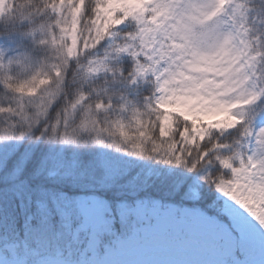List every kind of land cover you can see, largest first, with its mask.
<instances>
[{
    "label": "trees",
    "instance_id": "trees-1",
    "mask_svg": "<svg viewBox=\"0 0 264 264\" xmlns=\"http://www.w3.org/2000/svg\"><path fill=\"white\" fill-rule=\"evenodd\" d=\"M69 1L64 22L53 12L57 0H7L0 19V44L23 50L34 67L23 75L0 62V107L12 109L0 112V245L26 241L42 256L70 250L80 258L87 239L79 228V194L105 200L106 225L95 248L101 258L106 246L140 233L138 203H175L178 213L193 206L226 221L216 187L228 180L226 159L249 132L196 131L194 121L156 104L153 80L140 74L141 66L160 61L140 42L141 19L164 17L171 0L145 5L143 14L114 0ZM78 7L77 51L70 58L60 32ZM228 13L260 54L253 74L264 90V0H234ZM41 38L49 43H38ZM212 55H203V65L219 70L210 67ZM38 72L47 74L46 83L34 93L5 86ZM237 249L230 258L248 255Z\"/></svg>",
    "mask_w": 264,
    "mask_h": 264
},
{
    "label": "rangeland",
    "instance_id": "rangeland-1",
    "mask_svg": "<svg viewBox=\"0 0 264 264\" xmlns=\"http://www.w3.org/2000/svg\"><path fill=\"white\" fill-rule=\"evenodd\" d=\"M6 1L0 0V17ZM119 1L137 11L145 2L153 0ZM233 2L176 0L165 21L154 19L143 32L153 58L167 47L164 52L167 56L147 71L156 87L157 103L169 111L174 102V110L189 120H197L194 123L196 131L203 129L202 124L217 131H231L239 124L237 113L247 115L264 110V94L252 73L259 56L251 54L249 39L240 20L228 13ZM66 5V0H57L55 11L62 15ZM76 26L74 13L61 32L71 42L69 54L72 57ZM0 51L3 52L0 62L5 60L14 68L18 66L23 75L33 74V58L26 56L23 50L6 41L0 44ZM210 52L214 60L210 67L221 65L220 70L203 65V55ZM240 107L244 109L237 111ZM261 116L264 117V113L253 117L250 123L248 116L247 121L244 119L243 126L252 133L250 142L238 152V165H228L231 179L217 188L230 226L199 211L191 212V221H187L184 215L175 216L172 208L160 210L159 206H154L150 213L158 219L153 225L143 226L146 231L142 239L120 241L116 249L105 250L104 260L91 254L76 262L58 255L30 263L16 256L14 244L10 243L5 248L15 256L8 257L6 251L0 249V264H264V239L257 231L264 233V135L261 134L264 119L260 120ZM77 204L82 213L81 228L90 233L87 248L92 250L95 232L105 224L104 201L96 195H80ZM144 210V206L136 208L142 219ZM169 227L177 230L186 227L190 237L168 241L164 231ZM232 231L239 236L244 248L254 249L245 263L223 261L212 241H207L208 237H223L229 245Z\"/></svg>",
    "mask_w": 264,
    "mask_h": 264
},
{
    "label": "snow or ice",
    "instance_id": "snow-or-ice-1",
    "mask_svg": "<svg viewBox=\"0 0 264 264\" xmlns=\"http://www.w3.org/2000/svg\"><path fill=\"white\" fill-rule=\"evenodd\" d=\"M47 9H43L41 10V15H43L44 11H46ZM41 32L45 31L44 27L41 26V29H40ZM38 43L40 44H48L49 41L47 39H44V38H41V39H38L37 41ZM3 57V52L0 51V58ZM46 73H43V72H38L35 76H33L32 80L31 81H26V82H22V83H19V84H16V85H11V84H8L7 82H4L5 83V86L7 87H14L15 90L17 92H36L37 91V87L39 84H44L46 83V79L44 77H46ZM4 111H12L11 108H4V107H0V112H4ZM261 134L264 135V129L261 130ZM27 164V158H25L24 160H21L19 163H18V170L22 169L24 166H26ZM241 239H243V237H241ZM242 250H245L246 249H237V252L239 253L240 251Z\"/></svg>",
    "mask_w": 264,
    "mask_h": 264
}]
</instances>
